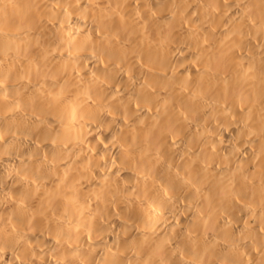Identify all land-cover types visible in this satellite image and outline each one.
Returning a JSON list of instances; mask_svg holds the SVG:
<instances>
[{
	"label": "bare ground",
	"instance_id": "1",
	"mask_svg": "<svg viewBox=\"0 0 264 264\" xmlns=\"http://www.w3.org/2000/svg\"><path fill=\"white\" fill-rule=\"evenodd\" d=\"M0 264H264V0H0Z\"/></svg>",
	"mask_w": 264,
	"mask_h": 264
}]
</instances>
